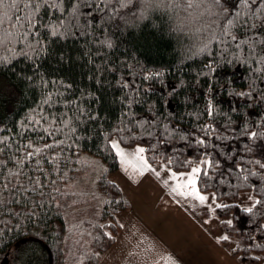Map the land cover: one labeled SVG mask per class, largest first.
<instances>
[{
  "label": "snow or ice",
  "instance_id": "6c2138e0",
  "mask_svg": "<svg viewBox=\"0 0 264 264\" xmlns=\"http://www.w3.org/2000/svg\"><path fill=\"white\" fill-rule=\"evenodd\" d=\"M5 74L0 264H35L49 241L90 262L125 227L122 184L146 178L224 225L218 241L246 235L239 264L264 261V0H0ZM85 164L94 179L72 191ZM81 196L93 217L73 215ZM144 255L181 264L155 243Z\"/></svg>",
  "mask_w": 264,
  "mask_h": 264
},
{
  "label": "rangeland",
  "instance_id": "374dc122",
  "mask_svg": "<svg viewBox=\"0 0 264 264\" xmlns=\"http://www.w3.org/2000/svg\"><path fill=\"white\" fill-rule=\"evenodd\" d=\"M87 167V173L83 175V179H78L76 184L74 185L73 189H78L79 191H88V183H85L90 178L88 176V173L94 177L95 174L92 171V169L86 164ZM116 172H112V175L110 176L115 177ZM82 178V177H81ZM79 180L82 181L81 184L79 183ZM90 180H92L90 178ZM122 187L125 188V191L134 190L135 191V197L136 198H148L151 197V194L159 195L157 197H161L168 199L169 197L167 195V192L163 191L161 186L151 180L150 178H146L143 180L142 183L136 184L132 183L130 185H123ZM80 188V189H79ZM146 188H152V190L145 191ZM85 203L88 201V204L92 201L87 196H84ZM173 206V205H172ZM178 206V205H177ZM74 207H78V204L74 205ZM179 207V213H176L173 216H167L159 211L158 216L156 219V228L159 234H157L158 237L163 239L165 236H169L170 238L175 236L174 243H180L182 244H196V242H199V239L202 237L201 233H198L199 227L197 226L196 221L198 220L200 222V226L205 228L209 232H217L219 235L222 233L221 225L216 222L212 221L209 224H205L203 220L201 219L202 213L199 209L196 211H192L191 209H188L186 211L187 205L178 206ZM78 209V208H77ZM173 212H176L173 210ZM121 215L123 216V222L125 224V227L121 234V241L116 244V247L113 248V250L110 251L109 255L102 261L101 264H151V256H145V250H148V245L150 243H155L152 239L154 234L151 233V228L147 227L146 225H143L138 221L137 217H133L131 212L129 210H124L121 212ZM213 230H210V229ZM221 231V232H220ZM120 232V231H119ZM140 234H143V236L147 237V240L141 241ZM201 235V236H200ZM204 236V235H203ZM90 238L84 235V240H89ZM183 239V240H182ZM158 240V239H156ZM177 240V241H176ZM83 243V241H81ZM139 243V244H138ZM176 244L174 246H176ZM70 249L72 252H75V249L77 246L73 247L72 241H69ZM133 245L134 247H130ZM91 249H93V244H90ZM226 247L229 248V245H226ZM140 248L142 249V253H140ZM161 249H163L161 247ZM129 250L134 251L138 253L135 258L129 257ZM232 253V252H231ZM142 255V256H141ZM232 264H239V260L237 257H235L232 254ZM69 264H74V260L76 259L75 256H72L69 252ZM261 264H264V261H261Z\"/></svg>",
  "mask_w": 264,
  "mask_h": 264
},
{
  "label": "crops",
  "instance_id": "0c3cea01",
  "mask_svg": "<svg viewBox=\"0 0 264 264\" xmlns=\"http://www.w3.org/2000/svg\"><path fill=\"white\" fill-rule=\"evenodd\" d=\"M144 190L147 192L152 190V188H146ZM163 191L166 192V190ZM124 194L130 201V208L128 210L133 217H137L140 223L151 228V233L154 234L151 240H153L159 248L162 247L164 250L172 252L174 256L181 261V264H232L233 256L229 251V248L216 239L219 234L216 231L214 233L207 231L200 226L201 224L198 220L193 221H196L197 226L199 227L198 233H201L202 237L199 239V242H196V244H181L180 241L176 244L173 242L176 239L175 236L172 238L165 236L162 240L157 236L159 233L156 228V221L158 220L156 218L159 211L167 216H173L176 213H179V207L176 204H173L170 199L162 198V196L157 197L160 194L156 195L155 193L151 194V197L148 198H136L134 190L125 191ZM173 210L176 212H173ZM119 218L120 221L123 222V216L121 213H119ZM123 229L124 227L120 229L115 243L104 253L98 264H101L109 255L110 251L116 247V244L121 241ZM175 244L176 246H174ZM130 247L134 246L131 245ZM142 252L143 251L140 248V253ZM137 254L138 253L129 250V257L135 258ZM159 264H164V261H159Z\"/></svg>",
  "mask_w": 264,
  "mask_h": 264
},
{
  "label": "trees",
  "instance_id": "16d2710c",
  "mask_svg": "<svg viewBox=\"0 0 264 264\" xmlns=\"http://www.w3.org/2000/svg\"><path fill=\"white\" fill-rule=\"evenodd\" d=\"M148 39L152 42V45H153L152 54L155 55V45L159 41V33H157L156 37L149 36ZM142 51H143V49H142ZM165 57L169 58V52H167V51L165 52ZM0 80L4 81L3 87H5V88L9 87L12 83L11 77L8 76L7 74H5L4 76H0ZM85 166H86V164L81 167V170L79 172H73L71 174L70 180L65 181V183L72 184V191H79L78 189L77 190L73 189V187L76 184V182L78 181V179H80V180L83 179V175L85 173H87V167H85ZM113 172H115V171H113ZM88 176L91 179H94V177H92L89 173H88ZM90 178L88 179V181H90ZM80 180H79V183L81 184L82 181H80ZM87 182H85V183H87ZM84 198H86V197L81 196L78 198L80 202L78 203V207H75L76 209L77 208L78 209H77L76 213H73V215H76L78 218L93 217L95 211L97 210L95 207V201L92 200L90 202V204H88V201L85 203ZM121 198H122V200H124L126 202L120 206L118 214L121 213L122 211L128 210L130 208V201L124 193L121 194ZM71 199H77V197H71ZM111 207L115 208L116 206L112 205ZM108 218H110V217L104 216L100 219H101V222H103V220L108 219ZM221 228H222V232L226 230L224 228V225H221ZM120 229H121V227H119L117 224H114L111 228L108 229L109 231H111L113 233V238L109 239L107 237H104L102 239V241H100L99 243L93 242L92 243L93 244L92 251L93 252H99V256L94 257L90 262L85 261V264H98L101 257L104 255V253L115 243ZM97 231H99V230L97 229ZM230 234L232 236L231 241H228V242L220 241V242H222V244H224V245H230V244H233V242L246 241V239H247L246 235H242L241 233H239L235 230H233ZM68 247L70 248L69 242H68ZM39 248H44V245H40ZM78 248H79V245L75 249V253H77V256H78ZM259 254L260 253L257 252V255H259ZM2 255H3V253H0V256H2ZM233 255L235 257H237L239 260V257H240L239 252H237ZM69 260H70L69 251L67 249H65L62 252H58L57 248L54 247L52 245V243L49 241L47 244V247L44 248L42 254L39 256V259L35 261V264H69ZM250 264H261V262L251 261Z\"/></svg>",
  "mask_w": 264,
  "mask_h": 264
}]
</instances>
